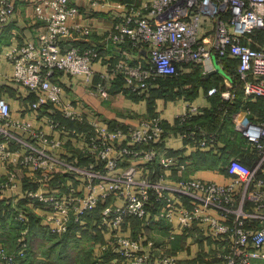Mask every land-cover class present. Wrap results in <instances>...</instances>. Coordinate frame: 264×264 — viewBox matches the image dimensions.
<instances>
[{
    "label": "built area",
    "instance_id": "2783aa9c",
    "mask_svg": "<svg viewBox=\"0 0 264 264\" xmlns=\"http://www.w3.org/2000/svg\"><path fill=\"white\" fill-rule=\"evenodd\" d=\"M27 1L37 19L43 21V29L36 41L23 40L6 53L13 65L11 78L34 96L30 106L35 112L52 107L71 122L87 124L82 129L53 116L46 118L53 129L82 140L87 162L80 164L75 158L63 161L53 151L60 139L47 136L29 122L14 121L9 102L0 96V160L2 175H7V180L0 179V194L16 189L12 165L23 169L31 180L38 179L39 188L26 189L25 197L45 212L48 232L55 235L72 230L79 233L76 226L83 225L104 203L98 213L100 226L112 230L111 238L101 246L112 256L105 264H177L166 244L161 248L147 238L150 250L145 251L138 239L121 233L130 218L148 223L151 214L163 218L172 231L176 223L175 228L184 234L204 241L198 264H264V118L254 115L250 119L246 105L264 98V0H144L142 5L118 1L113 6L124 12L117 14L113 26L104 32V40L118 46L129 41L132 48L144 53L121 51L105 73L107 80L91 88L93 94L106 99L110 93L107 83L119 75L131 92L147 94L157 78L177 76L188 64L206 69L214 60L221 67L224 58L233 60L242 84L239 107L245 110V117L237 115L238 110L231 123L240 131L241 147L250 161L236 156L221 160L225 182L196 176L168 180L165 168L183 165L177 155L156 147L164 131L160 113L132 126L110 128L94 118L84 119L71 102H64L62 85L53 79L54 73L85 74L89 79L93 62L100 58L99 48L95 43L85 48L64 46L74 32L91 33L78 0ZM84 1L96 9L111 5L110 0ZM15 10L14 0H0V34L12 21ZM228 79L232 81L230 90L214 85L207 93L233 100L236 84L230 75ZM196 111L198 107L189 103L180 122ZM13 126L24 130L28 137L14 132ZM182 135L196 150L209 148L216 156L223 155L214 132L191 125ZM122 166L127 168L117 173ZM142 166L152 168L151 174ZM58 168L69 174V179L62 182L78 181L79 185L49 189V180ZM4 205L0 204V221L14 212H6ZM16 209L15 220L20 224L16 246L8 250L0 242V264H18L27 257L28 213ZM155 249L161 251L156 254Z\"/></svg>",
    "mask_w": 264,
    "mask_h": 264
},
{
    "label": "crops",
    "instance_id": "0c3cea01",
    "mask_svg": "<svg viewBox=\"0 0 264 264\" xmlns=\"http://www.w3.org/2000/svg\"><path fill=\"white\" fill-rule=\"evenodd\" d=\"M118 1L120 0H110L111 5L96 9L92 8L86 1L78 0L77 3L80 6L82 16L87 18L85 21L91 28V33L87 35L76 34L74 32L64 41V46L76 45L80 48H85L91 43H95L99 48L100 58L93 62V74L89 79L85 74L69 75L59 70L54 73L53 79L59 82L63 88L61 94L62 100L64 102H71L73 108L81 113L84 119L94 118L100 124L108 125L110 128L118 125L132 126L138 124L142 118L150 117L156 112L160 113L165 127V139L162 147L170 155H177L183 165L177 168H165L168 180L174 181L181 176H196L206 180L225 182L227 178L224 168L219 167L220 161L244 152L241 147L243 142L242 135L240 131L234 129L231 123V117L238 110L240 111L241 105L228 115L227 121L230 119L228 123L221 119V122H219L221 131L210 130V132H214L218 136V144L223 154L222 156H216V152L209 148L202 150L194 149L182 135L184 128L191 125H199L207 130L205 123L208 122L210 115L216 114L211 109L219 104V101L215 99V94L210 95L207 93L208 89L219 84L218 87L223 86L222 90H228L232 85V81L228 79L230 74L227 69L221 67L219 61L217 63L215 60L209 62L205 66L206 69L203 66L188 64L182 68L173 84L163 89L158 81H155L148 88L149 92L147 94H136L130 90H126L127 85L119 75L111 78L110 84L107 83L110 91L108 98H100L91 92L94 83L99 81L105 82L107 80L105 73L109 72V67L115 62L121 51L144 53L143 50L140 51L132 48L129 41L118 46V44L116 45L104 40V32L113 26L117 14L124 12V9L121 7L113 6ZM122 1H132L137 5H142L144 2V0ZM14 2L16 10L12 16V21L0 34V96L9 102L11 117L14 121L29 122L31 126L42 130L47 136L60 139L61 143L55 146L53 151L56 154L68 156L72 160L74 158L78 159L80 164H85L87 158L84 157L82 140L70 134H62L58 130L53 129L46 123V118L47 116H53L67 122V124L76 125L82 129L87 124L80 121L71 122V120L64 118L59 111L52 107L46 106L41 108L39 112H35L30 106L34 100V96L27 88L14 82L11 78L13 65L6 53L10 49L16 48L23 40L36 41L40 31L43 29V21L37 19L32 5L27 0H14ZM216 64L220 67V71L210 73L217 67ZM189 103L197 106L198 111L190 115L187 121L180 122L181 115L186 112ZM246 105L250 110V114L248 115L250 119L254 115L260 117L261 112L264 110V98L249 101ZM244 111L241 110L237 115L245 117ZM11 128L17 134L28 137V134L24 130L15 126ZM244 157L248 162L250 161L247 154ZM15 167L17 171L16 189L14 191L4 190L0 194L1 203L7 204L8 206L4 207L8 210L13 209L15 212L16 208H18L28 213V240L30 242H32L29 236L32 233L30 231L31 228H34L35 232H37L36 234H39V239H41L40 236L42 235L47 236V234H50L54 236L48 232V226L46 225L49 223L46 221L45 212L31 205L25 197L24 192L26 189L39 188V184L37 181L31 180L23 169L16 165L13 166V169ZM142 168L151 174L152 168L144 166ZM3 173L4 166L0 160V175ZM68 175L63 170H59L58 174L57 172L54 174L55 179L57 176L61 181L69 179ZM76 183L78 184L79 182L77 181ZM54 188L50 187L49 189ZM45 190L47 191L48 189L45 188ZM115 203L121 204L122 201L115 200ZM103 205L104 203H100L97 206V211L95 210L93 215L87 217L83 230L80 231L81 233H75V230H72L57 235L62 236L60 240H68V236H71L72 239L70 240L76 239L79 246L81 242L88 244V254L91 253L95 257L89 263L87 261L88 258L84 257L86 255H83V258L80 257L79 260L81 264H105L106 260L112 257L108 251H102L101 249L102 244L107 242L112 236V230H105L100 226L98 213ZM14 212L6 215L0 221L1 242L8 250L14 249L13 246L16 241L15 232L19 227V224L15 220ZM148 220L150 221L147 223L138 218H130L124 223L121 233L138 239L140 243L144 244L143 249L145 251L150 250V247L145 242L147 238H152L161 248L167 245V251H171L176 256L177 264H198L205 245L203 240L184 234L179 228H175L176 223L172 231L163 218H158L151 214ZM196 234L199 235V232ZM170 236H172V239H170ZM33 248L30 247L29 262L25 264H45L43 256L42 258L39 255H35V258H33L32 251H36ZM158 251L161 250L155 249L156 254ZM80 252L82 254L85 251Z\"/></svg>",
    "mask_w": 264,
    "mask_h": 264
},
{
    "label": "rangeland",
    "instance_id": "374dc122",
    "mask_svg": "<svg viewBox=\"0 0 264 264\" xmlns=\"http://www.w3.org/2000/svg\"><path fill=\"white\" fill-rule=\"evenodd\" d=\"M234 72L235 71L230 68V72L229 73L233 74ZM83 146H84V143H83ZM56 155H58L61 158H63V161H72V159L70 157H68V156H63V155H60V154H56ZM124 166L118 168L117 173L121 172L125 168H127V166L126 167H124ZM11 168L13 169V165L11 166ZM84 169L85 170L89 169V167L85 166ZM13 170L15 171V173L17 172L16 171V167ZM59 170L65 171L63 168H58L57 169V174L59 173ZM78 176L82 177V175H80V174H78ZM0 177H1V179L3 181L7 180V175L6 176L0 175ZM37 177H39V175H37ZM15 178H17V177H15ZM36 180H37V183H39V180L38 179H36ZM53 182H57V183H53ZM75 183L66 184V182H62L61 180H59L57 178V176H56V179H55V176H51V179L49 180V185L51 187H58V188L71 187V186L75 185ZM0 204H2L1 200H0ZM19 227H20V224H19ZM19 227L16 229L15 239H16ZM28 234H29V232H28ZM28 234H27V236H28ZM38 235L39 234H36V233L31 235L32 245H34L33 249L36 250L35 252H32L33 253L32 256H33V258H35V255H37V256L39 255L41 257L43 256L44 259H45V264H81V261H79V260H80V257L83 258V255H86L84 257H87L88 258L87 261L90 263L92 261V258L95 257L91 253L88 254V250H87V248H88L87 245L88 244H85V243L81 242V244L79 246L78 243L76 242V239L70 240V239H72L71 236H68V238H67L68 240H65V239L64 240H62V239L60 240V238L62 236H57L55 234H53L54 236H52L50 234H47V236L46 235H42V236H40L41 239H39ZM1 241L2 240H1V236H0V242ZM15 246H16V243H14L13 247L15 248ZM80 251H85V252H83L81 254ZM29 255H30V252H29ZM35 260H37V259H35ZM26 262H29V260L20 261L18 264H25Z\"/></svg>",
    "mask_w": 264,
    "mask_h": 264
},
{
    "label": "trees",
    "instance_id": "16d2710c",
    "mask_svg": "<svg viewBox=\"0 0 264 264\" xmlns=\"http://www.w3.org/2000/svg\"><path fill=\"white\" fill-rule=\"evenodd\" d=\"M221 63H222V68L227 69L228 73L230 72V68L235 71L233 74L229 73L230 76L232 77V80H233L234 84H236L235 88H234L235 98L233 100H231V99L225 100L222 97L219 98L220 95L215 94V99H216V101H219V104L217 106H215V107H212V109H211V111L213 113H216V114L215 115L214 114L210 115V117L208 119V122L205 123V126H206V128L208 130L207 131V130L204 129L206 132H210V130H214V129H215L214 131H216V132L221 131L220 130L221 128L219 126V122H221V119H222V120H225L228 123L230 121V119L227 121L228 115L232 111H235L239 107V103L241 101L242 84L238 81V77H237L236 70H235V62L233 60L229 59V58H224L221 61ZM177 76H179V74ZM177 76L159 77V78L156 79V81H158L159 85L162 86L163 89H165L166 86L168 87L170 84L174 83L175 78H177ZM215 86H219V84H217ZM219 88L223 89V86H221ZM125 89L129 90L127 88H125ZM159 94H160V92H159ZM261 115H262L261 117L264 118V110H263V112H261ZM162 124H163V128L165 130L163 121H162ZM164 139H165V131H163L162 140L158 144H156L157 148L162 147ZM239 154L240 155H236L238 158H241L244 161L248 162V160L244 157V156H246V153L240 152ZM4 206L7 207L8 205L5 204ZM5 211L9 212L10 210L5 208ZM5 216L6 215H4L2 218H4ZM83 225L76 226V227H79V229L82 231L83 230ZM30 231L33 232V233H31V235L37 233V232H35L34 228H31ZM31 235H29V236L31 237ZM28 243H29V248H28V251H27V257H26L25 261H27L28 258H29V252L31 251L30 247H34V245H32V242H30L29 240H28Z\"/></svg>",
    "mask_w": 264,
    "mask_h": 264
},
{
    "label": "water",
    "instance_id": "95a60500",
    "mask_svg": "<svg viewBox=\"0 0 264 264\" xmlns=\"http://www.w3.org/2000/svg\"><path fill=\"white\" fill-rule=\"evenodd\" d=\"M216 62V61H215ZM217 63V62H216ZM217 65V67L214 69V70H212L210 73H214V72H216V71H220V67L218 66V64H216Z\"/></svg>",
    "mask_w": 264,
    "mask_h": 264
}]
</instances>
